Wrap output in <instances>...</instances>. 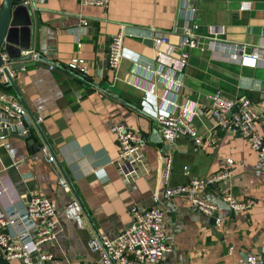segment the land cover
Here are the masks:
<instances>
[{
  "label": "crops",
  "instance_id": "1",
  "mask_svg": "<svg viewBox=\"0 0 264 264\" xmlns=\"http://www.w3.org/2000/svg\"><path fill=\"white\" fill-rule=\"evenodd\" d=\"M17 2L26 6L16 18L20 25L17 38L28 45L22 50L38 52L46 64L72 72V77L34 65L15 73L13 82L19 94L12 86L5 89L23 100L36 119L41 118L37 121L49 149L65 168L92 222L75 209V195L60 183L63 174L56 162L47 160L36 128L33 145L15 133L3 143L0 140V187L10 188L1 198L4 206L22 194L27 200L37 195L49 198L57 209L56 239L44 247L65 264H102L89 248L90 238L98 232L116 237L131 226L134 207L160 205L170 245L162 264H242L250 254L264 261V158L248 138L218 126L209 97L221 90L233 100L249 98L258 114L256 130L264 136V60L191 49L183 85L173 90L160 74L134 65L146 63L162 74L176 68L182 26L192 21L198 24L196 32L202 38L210 36L212 27L224 26L220 40L248 45L250 53L251 47L264 41V0H109L106 6L83 5L81 0ZM83 18L89 25L82 24ZM123 26L128 33L126 57L114 70L108 64V48ZM152 29L159 36L168 35L158 47L162 56L157 54ZM75 57L87 61L86 79L67 68ZM173 79H178V73ZM152 84L156 95L137 86ZM163 95L178 105L189 99L197 102L193 125L202 144L189 137L170 144L163 138L162 142L154 139V131L159 133L154 115L162 110ZM118 122L147 135L144 175L131 184L116 166L119 143L111 126ZM168 153L173 157L171 186L219 172L231 158L232 177L209 186L206 196L231 191L240 199H255V205L243 212L224 209L208 217L186 195L166 198L162 172ZM36 261L33 257L32 264ZM0 264L25 263L20 258L6 260L0 250Z\"/></svg>",
  "mask_w": 264,
  "mask_h": 264
},
{
  "label": "built area",
  "instance_id": "2",
  "mask_svg": "<svg viewBox=\"0 0 264 264\" xmlns=\"http://www.w3.org/2000/svg\"><path fill=\"white\" fill-rule=\"evenodd\" d=\"M109 0H81L83 5L106 6ZM2 0H0V11ZM244 8V7H241ZM194 10V9H193ZM82 24L89 25L88 19L83 18ZM184 37L180 39V57L176 68L167 74L160 70H154L151 66L134 62L135 66L151 70L160 74L171 90L174 86L183 85L184 70L188 66L190 50L208 48L212 51L227 53L236 59L264 60V41L257 46L251 47L247 52L248 45H238L221 41L219 35L225 33V27L220 26L216 30L212 27L211 34L207 38L200 37L196 29L198 24L194 21L182 26ZM152 37L156 42L157 54L162 56L159 45L166 42L168 35L159 36L152 29ZM125 26L121 31L112 36L108 48V64L114 70L121 67L125 59L124 38L127 36ZM40 54L34 50H22V57L29 56L31 60H37ZM3 64H0V130L15 133L21 137L33 134L36 130L32 118L27 113L22 102L14 94L9 93L5 87L9 83V76H15L14 63L7 51H1ZM51 64L50 69L54 70ZM70 71L86 74L88 71L87 61L75 57L68 64ZM178 73V79L173 77ZM142 90L156 95V85H137ZM173 86V87H172ZM213 115L218 121V126L237 133L249 139L253 150L264 158V136L256 130L258 114L252 107V102L247 97L233 100L226 97L221 90L209 94ZM162 110L154 115L158 130L167 143H173L180 137H189L198 145L203 139L197 135L193 125L194 117L198 112L197 102L189 99L186 103L178 105L168 95L160 97ZM233 108H235L233 110ZM233 110V111H232ZM230 113V115H229ZM41 121V118L37 119ZM119 143V155L116 166L127 183H133L144 175L146 155L144 152L145 139L143 134L136 129L130 128L124 123L118 122L111 126ZM7 135L0 134L1 143ZM47 154V160L55 164V158L42 146ZM173 157L171 153L165 154V164L162 172V182L165 186V197L186 195L191 204L205 216L215 217L220 211L228 209L232 212H243L253 208L255 199H240L231 191L223 192L216 197L206 196L207 188L213 184L228 180L233 175L234 161L227 159L226 168L212 173L206 177L190 178L186 184L177 186L170 185ZM188 174V172H186ZM60 183L67 190L71 188L63 175ZM10 192L7 185L0 187V250L6 260L20 258L25 264H32L33 257L37 258L36 264H65L57 259L53 253L44 246L56 239V205L47 197L33 196L28 200L22 194L17 200H13L9 207L1 202L3 195ZM22 202V205L20 203ZM73 205L77 211H82L81 205L74 198ZM132 224L122 234L111 237L107 234L94 235L89 240V248L98 254L102 264H162L165 255L170 251L167 243L165 228V211L163 207L153 206L148 209L134 207L132 210ZM84 264H96L86 262ZM242 264H264L257 254H250Z\"/></svg>",
  "mask_w": 264,
  "mask_h": 264
},
{
  "label": "water",
  "instance_id": "3",
  "mask_svg": "<svg viewBox=\"0 0 264 264\" xmlns=\"http://www.w3.org/2000/svg\"><path fill=\"white\" fill-rule=\"evenodd\" d=\"M17 1L18 0H2V6H1V11H0V64H3V60L1 58V51L5 50L10 55L11 59H13L14 63L12 65V67L16 71H18L19 69H22L24 67H29V66H34V65H43V66L50 67V65L53 63L47 62V64H46L45 58L41 54L38 56L37 60H31L29 56H27V57H21L20 56L21 50L23 48L28 47V45H24L22 42L20 43V41L17 38V35H19V31H20V27H19L20 25H18L16 23V18H17L18 13L20 11H22L23 9H25L26 6L19 4ZM27 24H30L29 20H28ZM28 27H29V25H27V28ZM54 70L63 73L67 77H72V75H71L72 72L61 69L60 67H57L56 65H55ZM13 81H14V78L9 76V83L7 86H12L16 90V92L18 93L16 85L14 84ZM21 101H22V104L24 105L27 113L32 118L33 123L35 125V128L37 129L38 134H39L40 138L42 139L44 145H46V147L49 149L50 147H49L48 141L45 137L43 129L41 128V125L39 124V122L36 119V116L33 115V113L27 107L25 102L23 100H21ZM234 109L235 108H233V110ZM229 115H230V113H229ZM1 133H4L5 135L10 134V133H8L7 130H3V131L0 130V134ZM24 138L28 139L29 143L31 145H33L35 143V139L32 138L31 134H29L28 136H25ZM144 138L145 139L147 138L146 134H144ZM154 139H156L157 142H162V137L160 136V134L157 131H154ZM49 151L54 156L56 164L60 168L65 179L67 180V182L71 188V191L75 195L76 200L81 205L82 211L86 214L88 219L91 221L90 215H89L87 209L85 208V206L83 205V203H82L76 189L74 188L72 182L70 181V179H69V177L65 171V168L63 167L62 163L59 161L58 157H56L55 154L50 149H49ZM97 235L99 236L100 233L98 232Z\"/></svg>",
  "mask_w": 264,
  "mask_h": 264
},
{
  "label": "trees",
  "instance_id": "4",
  "mask_svg": "<svg viewBox=\"0 0 264 264\" xmlns=\"http://www.w3.org/2000/svg\"><path fill=\"white\" fill-rule=\"evenodd\" d=\"M76 75H77L78 77H81L82 79H86V78H87V75H86V74H83V73H78V72H76Z\"/></svg>",
  "mask_w": 264,
  "mask_h": 264
}]
</instances>
